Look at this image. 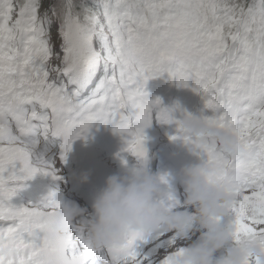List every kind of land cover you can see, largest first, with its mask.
Returning a JSON list of instances; mask_svg holds the SVG:
<instances>
[{
	"label": "snow or ice",
	"instance_id": "1",
	"mask_svg": "<svg viewBox=\"0 0 264 264\" xmlns=\"http://www.w3.org/2000/svg\"><path fill=\"white\" fill-rule=\"evenodd\" d=\"M101 6L104 24L95 14L86 15L88 23H81L74 11V0H61L58 33L64 55L60 67L49 63L54 55L52 19L47 12L43 17L38 14L40 0H25L14 21L13 0H0V145H8L0 146V195L5 197L0 200V243L13 241L11 254L0 257V264H174L175 257L185 251L184 239L172 232H129L121 242L107 247L109 262L104 250L97 253L86 235V216L74 220L61 235L52 240L44 237L41 242L61 206L57 192L42 198L38 207H16L11 203L37 174L54 181L60 179L46 159L52 146L50 136L63 139L60 160L66 162L73 142L87 136L70 138L65 117L74 111L75 104L81 103L80 97L96 79L102 64L104 75L93 89V99L86 103H97V97L106 99L109 91L123 95L110 86L123 83L133 54V40L140 38L132 25L155 29L161 23V11H166L165 24L177 15L181 21L191 18L205 53L195 68L197 88L193 91L204 93V110L211 113L205 116L207 122L234 133L242 154H229L212 140L186 135L179 127L170 139L194 146L195 153L204 159L203 165L212 166L208 181L236 195L237 201L230 209L234 215L230 227L233 244L246 247L257 243L264 248V44L254 50L250 40L254 24H258V36H264V0H259L258 6L230 0H101ZM50 11L52 16L58 14L55 6ZM226 27L232 48L226 42ZM96 37L100 40L99 50L93 45ZM177 60L183 66L179 45L162 52L159 63ZM150 79L145 75L136 89V95L147 97L146 103L142 100L133 104L136 123L143 127L137 128L125 149L141 163L147 161L145 129L153 120L177 123L159 98H148L145 87ZM181 86L188 88L190 84ZM152 104L159 107L153 111ZM241 112L246 115L241 116ZM123 163L127 164V160ZM6 177L15 182L7 188ZM159 179L166 186L162 203L168 208L178 207L181 203L171 190L169 177ZM161 251L165 256L158 259Z\"/></svg>",
	"mask_w": 264,
	"mask_h": 264
},
{
	"label": "clouds",
	"instance_id": "2",
	"mask_svg": "<svg viewBox=\"0 0 264 264\" xmlns=\"http://www.w3.org/2000/svg\"><path fill=\"white\" fill-rule=\"evenodd\" d=\"M167 108L184 134L201 140L210 139L229 154H242L238 137L226 128L211 126L203 112L192 114L179 103ZM212 171L203 164L183 169L181 176L186 196L183 204L175 208L162 203L166 194L159 179L161 175L151 174L146 163L126 168L122 175L108 177L93 199V212L86 225L92 245L108 247L121 242L129 232L163 230L185 239L199 228L206 231L197 243L175 257L174 264H249V258L252 264H264V248L257 243L246 247L232 244L226 255L214 259L217 251L233 241L231 229L221 227L220 221L229 214L237 197L225 186L208 181ZM61 200L45 233L47 239L61 235L74 220L85 216V210L78 205ZM188 209H194V212ZM12 248L11 240L0 243V257L7 258Z\"/></svg>",
	"mask_w": 264,
	"mask_h": 264
},
{
	"label": "trees",
	"instance_id": "3",
	"mask_svg": "<svg viewBox=\"0 0 264 264\" xmlns=\"http://www.w3.org/2000/svg\"><path fill=\"white\" fill-rule=\"evenodd\" d=\"M24 2L25 0H13V6L16 9L15 11L13 10L12 13L13 21L16 19L17 12ZM75 2L78 3L77 10L80 12V21H86V15L95 14L99 17L103 14L101 0H75ZM48 3L51 2H49V0H40L38 14L41 17L44 16L43 9ZM113 3H115V0H113ZM230 3L245 5L255 4L258 6L259 0H230ZM173 11L179 12L178 9H173ZM165 14L166 11L158 13L161 23L155 29L141 28L136 25H132L136 32L140 33V38H134L133 40V44L131 46L133 54L130 57L129 66L125 73L130 72L132 68L137 65L139 68L146 69L147 72H166L182 69L187 71V73L192 72V75L195 76V68L201 58L205 55V53L201 50L204 46V42L202 39H198V32L193 26L191 18L181 21L179 15H177L174 19L169 20L165 24L163 23ZM100 23L104 24L102 21H100ZM124 23H128V21L125 20ZM252 28L253 31L250 33V40L253 43L254 50H257L260 44H264V36H258L256 31L258 24L252 25ZM235 30V28L232 29V31ZM228 31L229 29L226 27V42L228 43L229 48H232V41L230 37L227 36ZM106 35H108L109 40H111L110 33ZM95 41L100 44L98 37L95 38ZM176 45L180 46V51L183 54V66L179 60L172 62L166 61L163 65H160V54ZM237 47H239V45H237ZM138 48L141 49L143 54L136 53V49Z\"/></svg>",
	"mask_w": 264,
	"mask_h": 264
},
{
	"label": "rangeland",
	"instance_id": "4",
	"mask_svg": "<svg viewBox=\"0 0 264 264\" xmlns=\"http://www.w3.org/2000/svg\"><path fill=\"white\" fill-rule=\"evenodd\" d=\"M49 2H51V3L46 4L45 8L43 9V13L45 14V12H47L48 15H49V17L52 19V24H51V43L53 45V53H54V55L51 58V60L49 61V63L52 66H60V67H62V59H63L64 53L62 52L61 47H60L62 41H61V37H60V35L58 33V27H59V24H60V2H61V0H49ZM74 5H75L74 11H75V13H77L79 15L80 12L77 10L78 3L75 2V0H74ZM54 6L57 8V13L58 14L56 16H52V13L50 11L51 8L54 7ZM15 10L16 9L14 8V11ZM99 20L102 21L103 23H105L103 14H101L99 16ZM81 23H87V21L81 20ZM105 33L108 34L107 28L105 30ZM93 45H94V47L97 50L100 49V44L97 41H95V38L93 40ZM57 57H59V58H57ZM103 69H104V66L102 64L100 70H103ZM135 103H139V102L136 101V99H135ZM209 115H211V113H209L207 116H209ZM88 116H89V118L90 117L91 118H95L94 117L95 115L93 113H90ZM80 121H81V124H80L81 126L87 125L84 122L83 119H81ZM92 125H94V124H91V125H88L87 126L88 129H89V132L87 130L88 135H91V132H94L93 131L94 130V126H92ZM105 129H106L105 131H107L110 128L108 127V128H105ZM97 130H100V128L97 127ZM150 136H151L150 133L149 134H145L146 139L150 142V145L152 146V139L149 138ZM131 139H132L131 134H127L123 138V140L126 143H128V141L131 140ZM0 146L7 147L8 145L6 143H4L3 145H0ZM32 160L35 162V153H33ZM52 168L54 169V167H52ZM57 175H58V173H57ZM14 183H15L14 181H8L7 180V177H6L5 188L12 186ZM71 186H72V188H76L74 184H71ZM248 194H250V192ZM4 199H5V197L2 196V195H0V200H4ZM11 203L14 206H16V207H31V206H33V205L30 204L29 200H27V199L24 198V196L21 193V191H19L17 193V195L13 198V200H12ZM181 204H183V202H181ZM34 205L37 206V207L39 206V204H34ZM181 210H183V209H181ZM188 211L189 212H194V209H188ZM233 221H234V215L231 212H229V214L226 215L220 221V225H221V227H224V228H230L231 225H232V223H233ZM4 223H8V222L5 221ZM204 231H206V230L199 229V228H195L194 232L192 234H189V236L184 239V242H183L184 243V246H186L190 242H192L194 240V238H199L203 234ZM44 235L45 234H42V236H41V242L43 241V236ZM174 250L175 249H169L168 251H174ZM164 256H165V252L164 251H161L159 253L158 259L159 258H162Z\"/></svg>",
	"mask_w": 264,
	"mask_h": 264
},
{
	"label": "bare ground",
	"instance_id": "5",
	"mask_svg": "<svg viewBox=\"0 0 264 264\" xmlns=\"http://www.w3.org/2000/svg\"><path fill=\"white\" fill-rule=\"evenodd\" d=\"M182 202H184V200H182Z\"/></svg>",
	"mask_w": 264,
	"mask_h": 264
}]
</instances>
